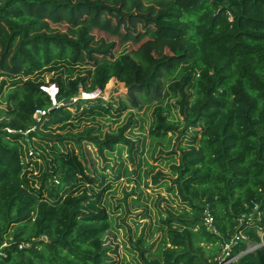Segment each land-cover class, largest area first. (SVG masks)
<instances>
[{
	"label": "trees",
	"instance_id": "1",
	"mask_svg": "<svg viewBox=\"0 0 264 264\" xmlns=\"http://www.w3.org/2000/svg\"><path fill=\"white\" fill-rule=\"evenodd\" d=\"M62 23L65 30L52 27ZM94 30L116 39L96 38ZM140 42L136 50L123 51ZM58 63L68 64L70 73L77 65L89 67L85 75L49 80L59 86L57 102L66 103L52 106L39 88L43 80L28 78L8 93L11 105L0 121V264H215L223 243L237 231L247 239L233 244L232 254L260 242L264 0H0V72L29 75ZM168 76L176 80L166 89ZM110 79L127 88L124 107L177 96L184 126L200 128L194 131L195 145L181 150L171 166L174 186L168 189L185 206L157 220L158 241L149 243L142 235L130 241L136 262L114 261L104 243L110 221L89 160L93 149L103 157L118 146H132L131 141L122 129L103 137L91 129L64 135L40 130L66 124L72 116L67 107L101 99L68 103L79 85L104 89ZM48 107L40 119L33 117L36 108ZM174 130L159 113L149 135L162 140ZM34 138L69 139L78 151L51 147L57 166L49 183L42 178L46 193L32 187L23 157L28 152L21 142L29 146ZM79 181L87 186L60 195L65 185ZM206 207L213 231L204 225ZM242 214L247 217L239 225ZM234 264H264V246Z\"/></svg>",
	"mask_w": 264,
	"mask_h": 264
},
{
	"label": "rangeland",
	"instance_id": "2",
	"mask_svg": "<svg viewBox=\"0 0 264 264\" xmlns=\"http://www.w3.org/2000/svg\"><path fill=\"white\" fill-rule=\"evenodd\" d=\"M52 27L65 30L66 24H53ZM93 33L96 38L116 39L99 30H94ZM141 42L128 43L123 47V51L130 53L136 50ZM120 49L121 47H118L115 54L113 51V56H116ZM69 67L68 64L58 63L29 75L0 72V121L7 116L5 112L11 105L7 99L8 93L16 85L28 78L35 81H48L61 75L64 79H68L76 74L85 75L89 69V67L77 65L74 72L70 73ZM175 80V76H168L165 79L166 89ZM104 90L105 97L96 102L67 107L72 116L66 124L43 125L40 126V130L64 135L91 129L92 134L100 137L106 133L123 130L132 146H118L111 153H104L103 157L96 154L93 149L89 153V160L91 165L94 163L96 169L94 172L97 178L96 190L103 189L100 206L105 210L110 221V228L103 235L104 243L110 246V256L114 261L136 262L138 255L135 249H132L130 241L140 235L147 238L149 243L158 241L161 231L153 229L157 220L167 211L179 212L185 206L179 195L168 189L174 186L172 179L175 175L172 173L171 166L178 161L181 150L195 145L199 134L195 135L194 131H200V128L184 126V115L177 96L167 94L151 104L133 108L124 107L122 103L127 93V88L122 82L110 79ZM159 113L166 118L167 122L174 124L175 130L162 140H153L149 130ZM21 143L23 150L28 152V155L23 157L25 163L29 162L27 171L33 177L32 187L36 188V191L43 190V193H46L42 189V185L43 187L45 185L42 183V178L44 179L45 175L46 183H49L48 175L53 173L57 166V161L54 160L56 156L51 147H58V152L66 153L69 149H74L75 145L69 139L59 142L34 138L29 146ZM30 146L38 153L37 155L29 154ZM74 150L77 154V149ZM78 183L76 186L65 185L60 195L63 197L70 192L76 193L77 190L80 191L87 186L84 181ZM258 236L260 243L264 246V233L260 231Z\"/></svg>",
	"mask_w": 264,
	"mask_h": 264
},
{
	"label": "built area",
	"instance_id": "3",
	"mask_svg": "<svg viewBox=\"0 0 264 264\" xmlns=\"http://www.w3.org/2000/svg\"><path fill=\"white\" fill-rule=\"evenodd\" d=\"M39 88L43 92H45L46 95L49 97L52 106L58 107L59 105L66 103V102H57V100H56V95L59 92V86L56 82L49 81V80L44 81L39 85ZM105 95H106V91L104 89H100L98 87H96L94 89H86L82 85H79L77 94L74 95L70 99V101H71V103H73V102H76L78 100H91V99H95V98H99V97H101V98L105 97ZM49 110H50V107H48L47 109L36 108L34 113H33V117L35 119H40V117L42 115H44L46 113V111H49ZM5 129L7 132H15V130H13L9 127L5 128ZM31 130H34V126L29 127L23 133L26 134L27 132H29ZM31 153H32V151L30 150L29 154H31ZM254 208L257 209V205H254ZM248 216H251V213H249ZM245 217H247L246 214H242L239 217V225L242 224L243 219ZM203 220H204V225L206 226V228L209 231H213L215 229V227L213 225V216L211 215V213L207 207L203 211ZM260 231H262V234L264 233V230L262 228H259V229H257V233L259 235H260ZM246 239H247V235L241 231H237L234 234H232L231 237L223 243L221 251L217 257V261L215 264H234L242 254H244L246 252H252V251L256 250L257 248L262 247V244L260 242L257 244H249V246L245 250L240 251V252L235 253V254H232L231 253L232 245L239 242V241H244ZM21 246L22 245H19V247H21Z\"/></svg>",
	"mask_w": 264,
	"mask_h": 264
},
{
	"label": "water",
	"instance_id": "4",
	"mask_svg": "<svg viewBox=\"0 0 264 264\" xmlns=\"http://www.w3.org/2000/svg\"><path fill=\"white\" fill-rule=\"evenodd\" d=\"M68 103H71V101L69 100V101H67Z\"/></svg>",
	"mask_w": 264,
	"mask_h": 264
},
{
	"label": "bare ground",
	"instance_id": "5",
	"mask_svg": "<svg viewBox=\"0 0 264 264\" xmlns=\"http://www.w3.org/2000/svg\"><path fill=\"white\" fill-rule=\"evenodd\" d=\"M109 86H110V84H109Z\"/></svg>",
	"mask_w": 264,
	"mask_h": 264
}]
</instances>
